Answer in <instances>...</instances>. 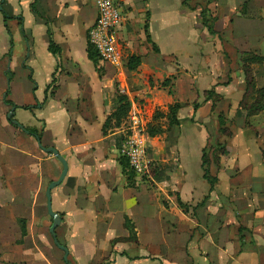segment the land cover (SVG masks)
I'll return each instance as SVG.
<instances>
[{
	"label": "crops",
	"instance_id": "crops-1",
	"mask_svg": "<svg viewBox=\"0 0 264 264\" xmlns=\"http://www.w3.org/2000/svg\"><path fill=\"white\" fill-rule=\"evenodd\" d=\"M117 1L124 14L117 32L120 66L90 57L96 0H0V109L7 115L0 118V177L10 175L6 186L0 181V226L13 215L25 228L28 223L26 236L15 232L24 243L2 244L0 264H59L53 254L60 250L65 257L60 246L69 250L70 264H85L89 254L98 256L93 264H264V110L250 115L251 105L243 107L249 93L244 57H264L263 3L206 0L212 9L202 0ZM201 6L216 13L214 35L200 20ZM134 26L142 29L148 48L125 56L121 38L129 40ZM209 37L212 45L205 41ZM51 41L59 54L50 51ZM216 42L226 45L228 59L212 49ZM132 56L141 58L135 71L128 68ZM261 67L252 71L257 82L264 80ZM135 72L161 79V86L144 91L159 97L168 124L148 135L153 167L151 178L143 180L130 179L123 168L125 126L109 124L114 84L129 89ZM6 99L18 107L14 121L37 130L42 146L55 148L68 163L67 177L52 192L53 210L61 216L57 242L50 231L34 232L31 221L63 165L9 122L13 107ZM177 104L180 126H170L169 108ZM220 115L236 124V134L217 161ZM205 149L211 157L205 169L218 179L214 191L204 179ZM10 203L18 210L2 206ZM44 209L42 217L46 213L53 222ZM127 219L136 241L130 240Z\"/></svg>",
	"mask_w": 264,
	"mask_h": 264
},
{
	"label": "rangeland",
	"instance_id": "rangeland-1",
	"mask_svg": "<svg viewBox=\"0 0 264 264\" xmlns=\"http://www.w3.org/2000/svg\"><path fill=\"white\" fill-rule=\"evenodd\" d=\"M188 1V0H186ZM248 1V0H246ZM250 1V0H249ZM252 1L255 2V0H251L250 3H252ZM260 2V3H259ZM263 3V4H262ZM194 4V2H193ZM264 6V0H260L258 1L257 5L258 7ZM174 5H177V3H175ZM202 5L204 7H208V8H212L213 9V4L209 3L207 5L206 0H202ZM248 5V2L247 4ZM201 6V11L205 12V15L208 19V21L214 25L213 21L215 22V15L216 13L213 11L212 9H206ZM199 7V6H197ZM172 9V10H171ZM197 9V8H196ZM242 9L244 10V8L242 7ZM170 11L173 12V8H170ZM200 10L196 11V16L200 14L201 12ZM198 17V16H197ZM203 22V16L200 19ZM212 36V35H211ZM125 38V37H124ZM121 38V46L123 47V51H124V55L126 56H130V55H136V52H144L146 51L144 48L147 47L148 45L146 44V42L143 39V32L142 29L140 27H133L132 28V37H128V39H124ZM204 38L203 37V42L201 45V50L199 49L198 53H205V47L207 46V42L205 44L204 43ZM131 41V43L129 42ZM205 41H208V43H210L212 45L213 43V39H205ZM223 41V40H222ZM143 43V45H142ZM132 44V46H131ZM170 47H176V49H180L181 47L178 46L177 44L173 45H169ZM204 47V48H203ZM212 49L214 51H216V53L219 54H223L224 57L226 56V59H228V54L225 53V51H227L226 49V45L224 43H222L221 45H219V43H215L214 46H211ZM214 47V48H213ZM148 48V47H147ZM148 50V49H147ZM262 64H257V63H253L251 65V69L253 71L256 70H261L263 69L262 67L259 68ZM142 72H135L134 74L129 75V89L122 91L121 90V85L120 84H114V96H113V112H112V118L113 120L116 121V125L117 126H121L124 125L125 129L129 123V119H130V115L132 112L136 113V112H141L142 115L144 116V120L146 123V132L148 135H152L153 133H157L159 131L163 130V127L166 128L167 127V122L165 120H163V116H165V107L160 105L159 100L156 101L157 99H159V97H157L155 95V93H146L148 91H144V89H148L151 88L152 90L154 88H157L159 86L162 85V81L161 79L158 78V81L153 78V77H148V76H143ZM254 80H256V77L254 75ZM159 82V83H158ZM158 83V85H157ZM257 83L261 84V87H264V80H260L258 78V82L256 80V85ZM258 86V85H257ZM260 87V88H261ZM259 88V87H258ZM127 92V93H126ZM28 95L29 93L24 92V94L22 93V100L24 102L27 101L28 99ZM4 99V96L2 97ZM260 99H264V90L263 91H258L254 90V91H249V93L246 94V98H245V102L243 103V107L244 106H250L254 103H256L257 101H259ZM260 102V101H259ZM168 107V106H166ZM164 112V113H163ZM7 115L2 113V109H0V118L1 119H7L6 117ZM249 121V120H248ZM227 126H228V130L229 133H231V136L229 138L226 137H221V142L220 143H225L226 147L229 146L232 142V139L234 137V134H236L235 132V128H236V124L232 123L231 121H227ZM247 127L251 128L250 122L247 123ZM2 131H0V136L2 135ZM3 136V135H2ZM4 138V137H2ZM0 138V139H2ZM261 140V145L264 147V136L260 139ZM27 145L25 144V147ZM10 175L6 174L3 179L0 177V181H2L4 183V185L6 186L9 181H10ZM47 203L45 200V192L42 193V205H40L42 207L43 210L40 209H35V211H33V215H34V221H31V228L34 232H44L47 235H49V231L50 228L52 226V220L50 219V217H48V215H46V213H44V217H42L43 211L45 210L44 208L46 207ZM4 208L5 207H9L11 208V210H18L17 205L14 204H9L8 206L6 205H2ZM30 208V206H28ZM12 213L8 212V215ZM16 215V214H15ZM1 216V214H0ZM15 216H11V218L9 219V221H4L3 222V229H1L0 226V232H8V236L5 237H0V263H2V259H1V252L3 251V249H1L2 244H10L12 242H18V237H16V233L15 232H22V227L24 226L23 223H21L20 220H15ZM1 224V223H0ZM28 227V223L26 222V228ZM12 236L10 238V236ZM15 236V237H14ZM9 237V238H8ZM159 238V237H158ZM21 242L24 243L23 240H20ZM18 243H21V242ZM7 245V246H8ZM11 245V244H10ZM9 251H13V249L10 247ZM53 257L55 260H58L59 264H64L63 258H64V253L60 250H55V255L53 254ZM58 257V258H57ZM98 256L96 257V259L94 258V254H89L87 256V260H85V264H93L97 261ZM70 262V260H69ZM54 264H57V262H52Z\"/></svg>",
	"mask_w": 264,
	"mask_h": 264
},
{
	"label": "built area",
	"instance_id": "built-area-1",
	"mask_svg": "<svg viewBox=\"0 0 264 264\" xmlns=\"http://www.w3.org/2000/svg\"><path fill=\"white\" fill-rule=\"evenodd\" d=\"M98 19L89 30V41L97 51L103 64L120 66L122 64L117 32L124 23L121 4L117 0H96ZM120 148L121 159L127 160L135 177L143 180L151 178L153 162L148 153V134L141 112H132L125 129Z\"/></svg>",
	"mask_w": 264,
	"mask_h": 264
},
{
	"label": "trees",
	"instance_id": "trees-1",
	"mask_svg": "<svg viewBox=\"0 0 264 264\" xmlns=\"http://www.w3.org/2000/svg\"><path fill=\"white\" fill-rule=\"evenodd\" d=\"M33 9H35L34 6H33ZM202 16H203V24L208 29L209 33L213 34V35L216 34L214 29H213V26L208 21L204 11L202 12ZM5 19H8V16L6 14H5ZM50 51L54 55L59 54V49L56 47V45L54 44L53 41H51V44H50ZM89 53H90L91 59H93L94 61H97V58H99L98 57V53L93 47H92L91 51L89 49ZM243 62H244L243 71H244L245 76H246L248 89H249V91H251V90L254 91V90H256V84H255L254 77L252 75L251 65L253 63L263 64L264 63V57H257V56L246 54L245 57H244ZM140 65H141V58L140 57L132 56V57L129 58L128 68H129L130 71H135ZM8 80H9V82L12 81V75L11 74H9ZM54 82H56V79L54 80ZM165 84H168V83L166 82ZM6 96H7V98L9 97V92L6 93ZM259 101H257L256 103H254L250 107L246 108L250 112V115L259 114L261 111L264 110V99L263 100L260 99ZM5 102H6V104L8 106H11V107L16 108V109L18 108L12 102L7 101V99H6ZM194 108H195V111H197L200 108V105L196 104ZM179 109H180V106L178 104L174 105V106H171L169 108L168 119H169L170 126H174V125L180 126V121L178 120V117H177ZM26 110H30V108H28ZM216 118H217V120H218V122L220 124L219 133H220L221 137L229 138L231 136V133H229L226 119L223 116H221V115L220 116H216ZM111 120H113L112 116L109 118V124H110ZM9 122L12 125H14V118L9 120ZM107 125H108V123H107ZM22 129H23V131L25 133H27L28 135L34 137L37 141H41V138H42L41 134L37 130H35V129H24V128H22ZM158 133H161V131H159V132H157L155 134L153 133L152 135H149V136H154V135H156ZM226 148L227 147H226L225 143H220L219 142L218 145H217V149L214 150V152H213V159L217 160V161H220V158L226 154ZM122 160H123V168L129 174L130 179L135 180V178H136L135 174L130 169L128 161L124 160V159H122ZM210 162H211V157L206 153V149H205L204 153H203V169H204V174H205L204 175V179L209 182V184L211 186V190L210 191H214L215 186H216V184L218 182V179L211 177V174H210L209 170L205 169L210 164ZM207 200L208 199L206 198L204 200V202H206ZM21 223L24 224V226L22 227L23 236H26L25 222L21 221ZM125 226L130 232V236H131L130 240L136 241L137 240V236H136V230H135L134 224L130 220L127 219ZM54 239L57 242L56 236H54ZM67 264H70V263H67ZM103 264H111V261L108 260V261L104 262Z\"/></svg>",
	"mask_w": 264,
	"mask_h": 264
},
{
	"label": "water",
	"instance_id": "water-1",
	"mask_svg": "<svg viewBox=\"0 0 264 264\" xmlns=\"http://www.w3.org/2000/svg\"><path fill=\"white\" fill-rule=\"evenodd\" d=\"M14 113H15V109L13 108L12 112L8 116L9 120H11L13 118ZM14 125L18 126L20 128H23V126H21L18 122H15V121H14ZM38 144L43 151H45L48 154L54 155L63 165V172H62L59 180L52 182L49 185L47 193H46L48 213L51 216V218L53 219V225L50 229V232L53 236H56L55 231L57 230V228H59L61 226V216H60V214L54 212V210H53L52 192L54 189L59 187L64 182L65 178L67 177L68 171H69V166H68L67 161L59 154V152L55 148H44L41 144V141H38ZM60 249L65 252L64 260L66 263H68L69 250L67 248L61 247V246H60Z\"/></svg>",
	"mask_w": 264,
	"mask_h": 264
}]
</instances>
